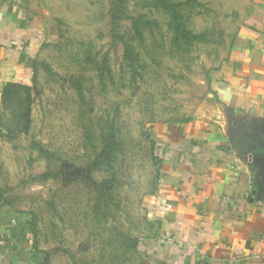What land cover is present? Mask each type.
<instances>
[{
  "label": "rangeland",
  "instance_id": "rangeland-1",
  "mask_svg": "<svg viewBox=\"0 0 264 264\" xmlns=\"http://www.w3.org/2000/svg\"><path fill=\"white\" fill-rule=\"evenodd\" d=\"M189 1L185 25L205 35L192 44L174 41L169 14L152 0L126 2L127 14L151 23L141 36L129 19L112 22L111 0L51 8L59 31L37 56L48 68L37 69L29 131L0 147V202H9L48 264H155L146 206L157 188L154 132L194 117L208 101L212 69L225 61L240 23L237 0ZM113 28L133 46L136 73ZM111 122L120 149L110 169L92 173L98 182L112 179L99 199L84 170ZM46 171L53 176L37 178Z\"/></svg>",
  "mask_w": 264,
  "mask_h": 264
},
{
  "label": "crops",
  "instance_id": "crops-1",
  "mask_svg": "<svg viewBox=\"0 0 264 264\" xmlns=\"http://www.w3.org/2000/svg\"><path fill=\"white\" fill-rule=\"evenodd\" d=\"M58 1L0 0V147L2 89L30 83L43 45L56 42ZM236 4L240 23L208 101L154 132L157 188L146 206L155 264H264V0ZM29 236L0 202V264H43Z\"/></svg>",
  "mask_w": 264,
  "mask_h": 264
},
{
  "label": "trees",
  "instance_id": "trees-1",
  "mask_svg": "<svg viewBox=\"0 0 264 264\" xmlns=\"http://www.w3.org/2000/svg\"><path fill=\"white\" fill-rule=\"evenodd\" d=\"M127 0H111L110 11L113 14L112 22H117V17L122 19H129L132 23L136 34L141 36L142 28L151 25L147 20H143L141 16L134 17L127 14L126 7ZM191 1H172V0H152V4L156 8L164 10L170 16L169 28L173 33V38L176 43L192 44L194 41H202L205 38L203 33H194L187 29L184 16L181 9L189 5ZM113 38L119 39L123 44L124 59L128 62L133 73H136L134 62L136 55L133 52V46L124 38L120 37L115 28L112 29ZM43 65L46 69L47 65L39 64L34 61L32 66V77L30 83L8 82L4 85L1 93L2 108L4 110V121L1 125L5 127V136L11 138L14 133H27L31 123V105L33 102L32 91L36 85L37 69ZM81 94V90L78 89ZM120 149V142L117 140V132L114 124L111 122L102 129L101 133V147L96 151L94 158L85 167V180L98 193L99 199L104 196L107 197L108 191L112 188V179H105L101 182L96 181L92 177V173L101 168L110 169L116 157V153ZM155 161L159 162L155 153H153ZM83 174V173H82ZM62 175L66 178V171L63 170ZM51 173L44 172L37 175V178L46 180L52 177ZM6 201V200H5ZM5 204H9L8 201ZM128 241V240H127ZM137 248V245H135ZM33 247L37 248V243L33 242ZM44 255L43 264H48L49 255L46 251L39 250Z\"/></svg>",
  "mask_w": 264,
  "mask_h": 264
},
{
  "label": "built area",
  "instance_id": "built-area-1",
  "mask_svg": "<svg viewBox=\"0 0 264 264\" xmlns=\"http://www.w3.org/2000/svg\"><path fill=\"white\" fill-rule=\"evenodd\" d=\"M164 238L161 239V241H164L163 240ZM171 240L170 239H166L165 242H170Z\"/></svg>",
  "mask_w": 264,
  "mask_h": 264
}]
</instances>
